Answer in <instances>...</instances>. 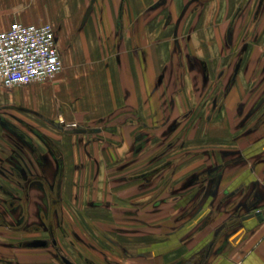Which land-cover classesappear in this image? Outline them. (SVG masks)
Listing matches in <instances>:
<instances>
[{
	"label": "flooded vegetation",
	"instance_id": "obj_1",
	"mask_svg": "<svg viewBox=\"0 0 264 264\" xmlns=\"http://www.w3.org/2000/svg\"><path fill=\"white\" fill-rule=\"evenodd\" d=\"M210 1L154 0L146 7L149 25L158 28L157 37L162 39L156 44L165 41L170 44L168 61L156 75L152 89L154 94L160 92L166 97L167 114L164 113L161 120L149 122L135 109L131 118L117 124L118 138L114 142L102 134L107 128L104 124H67L59 117L48 119L38 115L62 137L76 136L83 157L89 163L97 164L96 170L100 163L95 157L94 146L99 147L100 153L106 152L109 146H114V151L125 152L116 158V172L132 167L148 153L145 167L120 178L134 180L138 189L147 190L144 202L147 201L152 213L161 210L160 205L166 202H175L178 207L172 219L176 224L164 234L167 238L176 236V245H182L204 233L195 244L204 245L205 257L210 255L221 234L220 243L226 247L238 230H241L239 235L247 232L242 216L264 210L255 209V202L260 197L258 186L264 183V178L258 180L249 176V188L253 187L246 196L241 193L242 198L232 204L230 198L238 191L243 192L244 187L221 194L217 191L225 172L232 166L248 164L254 175L256 167L264 168V52L252 57L249 54L252 43L262 40L256 31L262 24L264 0H214L215 10L205 20L204 4ZM190 42H196L205 52L201 49L200 52L192 51ZM134 46L138 51L142 49L137 43ZM206 47L212 51L207 53ZM180 105L184 109L175 113ZM12 106L23 108L17 104ZM8 107L9 104L0 102V227L46 233L44 237L13 244L17 248L29 247L24 246L26 241L39 239L43 245L36 247H51L61 264H78L66 251L61 236L69 248L78 250L82 264H122L108 258L102 249L95 248L72 222L74 217L64 210L62 183L67 174L65 157L69 150H62V142L49 136L41 127L9 112ZM124 125L132 127L128 142L121 132ZM190 139L206 146L190 150L187 148ZM172 151L195 152L205 159L175 183L170 174L171 169L177 168L176 158L169 154ZM74 166L81 170L87 165ZM113 201L89 199L87 205L106 209ZM222 202L225 210L234 209L236 213L231 214L229 220L213 225L218 214L217 203ZM33 204L34 212L30 211ZM242 207L248 212L237 216ZM251 218L255 220V217L245 219ZM125 230L136 229L123 226L115 229L118 232ZM101 235L126 256L145 254L129 250L106 232ZM84 248L96 252L100 259L96 260ZM18 262L0 254V264ZM165 264L179 263L174 260Z\"/></svg>",
	"mask_w": 264,
	"mask_h": 264
},
{
	"label": "rangeland",
	"instance_id": "obj_2",
	"mask_svg": "<svg viewBox=\"0 0 264 264\" xmlns=\"http://www.w3.org/2000/svg\"><path fill=\"white\" fill-rule=\"evenodd\" d=\"M52 1L56 2L57 0H39L37 3L43 7V12L40 14V16H42L41 19L48 21L49 23L51 22L52 24L54 23L55 25L61 23V28H57L56 30L57 35L60 37L59 41L63 44L71 43L70 51L66 50L63 52L64 65L62 71L48 80V82H35L23 86V92L25 93L23 97L18 98L17 100L0 99V102L10 105V107H8L9 112L19 115L24 118L25 121L27 120L36 124L53 138L62 142L60 144L62 145V148L63 145L65 149L70 148L65 157L67 159L68 167L66 170V178L64 179V183H62L64 187L62 196L63 205L64 210L69 212L71 218L74 217L72 222L82 234L95 245V248H106L107 250H112L113 253L116 252V254L120 256V252L113 248L110 243L108 244L101 233L106 232V234L118 239L122 238L123 235L120 232L115 231L117 226L135 228L136 230L132 234L137 235L139 233L141 237H137L135 243L133 242L130 244L126 242L129 250L135 252L139 248L141 249L149 246L152 244V241H161V239L164 238L163 230L173 227L176 224V220L172 219L175 212L170 206L160 205L161 210L152 213L149 205L146 204L147 201L144 202V198L147 196V190L142 191L138 189L134 180L127 181L120 178L121 175L127 177L135 170L138 171L145 167L148 153L144 154V156L141 157L142 159L140 162L134 164L132 167H128L122 172H116L114 169L117 164L116 158H120L121 154L125 152L114 151L112 149L114 146H109L106 148V152H101V155L99 147L96 148L97 146H94L93 150L95 157H97L100 163V168H98L97 171L95 167L97 164L93 162L89 163V160L83 157L84 154L81 150V145L76 140V136L71 135L69 137H62L59 132L51 127L49 122L43 121L38 117L40 112H42L43 116L48 119L61 115V118L58 119H62V121L67 124L77 123L79 125L89 124L93 126L104 124L107 127L104 131V135L107 136V138L113 139L117 134V124L124 120V116L130 114V108H127V106L116 108V110L111 108L108 112H102V109L99 107L105 103L103 99L105 94L103 93V90H105L104 88L106 87V85L104 86L105 83L103 79V74L105 73L104 65L108 62L109 65L113 64L110 58H112L113 55L115 57L117 53L119 54L120 48L113 50L110 45H101L100 50L104 47V51L101 50V54H94L91 56L83 51L82 37L77 38L74 35L73 27L79 16L77 6L79 5V9L80 7L83 8V6L86 5L87 0H80V4L78 5L73 0H58L57 2L60 3L59 7H61L60 10L49 11V5ZM213 1L214 0L204 4L205 7L203 10H205V12L203 18H206L205 20H207L211 11L214 12L215 10ZM137 2L140 7L143 6L141 0H137ZM230 4L233 3L230 2ZM142 9L143 8L138 12L140 13V22L144 23L143 17L146 12H143ZM13 19L16 18L13 17ZM261 20L262 24L256 33L260 34L262 40H259L257 44L252 43L250 46L249 54L251 57L257 55L259 52H264V16ZM165 39L166 37L163 38V40ZM158 40L162 39L155 36L153 47L157 48L156 43ZM121 47L122 51L120 52H124V56L128 57V52L132 48L130 42H126ZM189 47L192 51L200 52L201 49V51L203 50V52H205L203 47H200L196 42H190ZM111 52L113 53L110 54ZM0 90L9 91L10 89L0 87ZM89 93H93L94 96L99 98L94 102H90L87 99V94ZM154 101V108L149 111V114L147 115L148 117L146 116L148 119L145 117L149 122L159 121L164 113L167 114L164 102L166 101V97L164 98L163 94L156 92ZM15 104H24L28 107H20V109L12 106ZM182 109H184V106L180 105V107L175 110V113ZM139 111L142 112V109ZM99 118H102L103 120H100ZM131 128L132 127L128 130H132ZM128 130H125V133H127L128 136L127 140L130 139ZM0 133H2L1 130ZM193 133L194 132H192V134ZM116 137L118 138V136ZM113 141L115 142L117 139L114 138ZM204 146L206 145L196 144L190 139L187 148L190 150H196ZM169 154L177 160V165H175L177 168L170 170V174L172 175L171 179L175 183L179 182L184 174L197 167L205 159L203 156L195 152L182 153L179 151H172ZM82 163L87 165L84 169H75L74 164L81 165ZM244 165L248 164H240L238 167H243ZM234 167L237 168L236 166H232L230 167V171L231 168ZM230 171L228 170L227 172L230 173ZM99 198H108L114 200V203L106 209L101 207L93 208L87 205V200ZM31 209L32 210L30 211L34 212V204L31 205ZM101 210L104 211L99 213ZM170 210L171 212H169ZM141 220H144L145 223L144 221L141 222ZM213 225H215V223ZM45 234L46 233L44 232L8 230L0 227V254H4L10 259L18 260L19 264H61L58 262L59 260L54 257L55 253L51 247H37L36 249L30 247L17 248L13 244L21 240L38 238L41 236L44 237ZM203 235L204 233H199L194 237L197 238L196 241H198ZM60 238L66 246V251L74 257V261L78 264H82V261H80L81 259L77 256L78 250L73 247L69 248L66 239L63 236ZM196 241L192 242L195 243ZM85 250L87 253L89 252L91 256L96 258V260L100 259L96 252L88 249ZM121 258L123 259L124 257ZM129 262L131 263L134 261L131 260ZM140 262L141 260L138 264H144L143 262Z\"/></svg>",
	"mask_w": 264,
	"mask_h": 264
},
{
	"label": "crops",
	"instance_id": "obj_3",
	"mask_svg": "<svg viewBox=\"0 0 264 264\" xmlns=\"http://www.w3.org/2000/svg\"><path fill=\"white\" fill-rule=\"evenodd\" d=\"M38 1L39 0H0V29L7 28L10 22L13 20H18L23 23L35 24L48 22L41 19L42 16H40V14L43 12V7L37 3ZM57 1L50 2V8L48 9L49 11L60 10V3ZM73 1L76 2L77 5L80 4V0ZM93 1L94 3L92 5V10L89 12V16L84 24H81V20L83 13L85 12L90 1L87 0V3L85 6H83V8L80 7L79 9V5L77 6L79 16L73 28L74 35L77 38L82 37L83 51L91 56L94 54H101L100 52L104 51V47L101 48L102 51L100 50L101 45H110L113 50L120 48L119 54L117 53L115 57L113 55L112 58H110L113 64L109 65L108 62L104 65L105 73L103 74V79L105 83L104 86L106 85V87L104 88L105 90H103V93H105L103 99L105 103L99 107L102 109V112H108V110L111 108L116 110V108L127 106V108H130V114L128 116H124V120L131 118V116H133L135 113V109L138 111L142 109V112L139 111L140 116L145 118L155 105V94L152 92V89L155 84V79L157 77L156 75L164 66L165 62L168 61V54L170 52V44L168 41L158 44L157 48L153 47V40L154 37L157 36L158 28L154 25H149L147 13H144V23L140 22V13L138 11L143 8L142 11L145 12L146 7L154 0H141L143 3V6L141 7L137 0ZM13 17L16 19H13ZM52 25L56 30L57 28L60 29L62 26L61 23H58V25L53 23ZM59 40L60 37L58 36L57 41ZM126 42H130L132 45L131 50L128 52V57L124 56V52H120L122 51L121 46ZM136 43L141 46L142 49H140V51L135 48L134 45ZM59 45L64 61L63 52L66 50L70 51L71 43L63 44L61 41H59ZM206 48V50H208L207 53L212 51V48ZM112 53L113 52L110 54ZM23 89L24 88L22 86L13 88L12 90L10 89L9 91L0 90V99L17 100L18 98L24 96L25 93L23 92ZM87 95V99L90 102H94L99 98L94 96L93 93H89ZM18 105L22 106L23 108L28 107L24 104ZM40 114L43 115L42 112H40ZM56 117L61 118V115ZM99 119L103 120L102 118ZM27 122L31 125L37 126L30 121ZM124 127L121 129L122 135L124 136L125 142H128L130 139L127 140L128 136L127 133H125V130L130 129V127L127 125H124ZM42 130L45 132L44 129ZM128 132L129 137H131V130H128ZM102 134L104 135V132H102ZM48 135L51 136L50 134ZM114 138L117 139L116 136ZM113 139L110 140L113 141ZM62 150L66 152V150L68 151L69 149L62 148ZM236 167L237 168H231V171L229 169L230 173L225 172V175L223 176V179L220 182L217 190L218 193L221 194L222 192H226L230 189L236 188L237 190L244 187V189H242L243 192L238 191L233 195L232 198H230V204H232L233 201L237 202V198L241 199L243 194L246 196L250 188L253 187L250 186L249 188V176L252 175L258 180H262L264 178V168H255L254 175V173L248 169L249 165H244L243 167H238L236 165ZM192 187L193 186H190L189 188ZM258 191V197H260L258 198L259 200L255 202V209L264 208V183H260L258 186ZM251 198L253 197L251 196ZM175 204V202L169 201L163 205L172 207V210L174 211L176 207H178ZM217 204L218 214L215 215L216 218L214 220L216 225L229 220L232 218L230 215L236 213L234 209H230L229 211L225 210L223 202ZM169 212H171V210ZM246 212L248 211L242 207L239 209V213L236 215L239 216L240 214H244ZM143 221L141 220V222ZM243 222L245 223L244 229H246L247 232H243L240 235L239 233L233 235L232 238H230V244H228L226 247H223L220 243L222 241L221 234L217 237V240L213 246V250L210 251V255L206 257L204 256V245L200 247L197 246L195 244L197 242V238L195 237L190 238L187 243L184 242L182 245H176L178 243V238L174 235H169L170 237L167 238L165 234L167 231L169 232L172 227L163 230L165 234L163 233L164 238L161 239V241H152V244L149 246L141 249L139 248L137 251L145 252L143 255L138 254L135 257H129L120 253V256L124 257L122 259L118 254H116V252L113 253L112 250L110 251L105 248L102 249V251L108 258L117 260L122 264H138L140 260L144 264H165L174 260H178L179 264H264V219L255 222V220H252L251 218L244 219ZM120 233L123 235L122 238L116 239L121 242V244L125 243L126 247V242L130 244L133 242L135 243L136 238L141 237L139 233L137 235H133L132 233H134V231L125 230L120 231ZM105 240L106 242H109L107 238H105ZM192 241L196 242L194 243ZM33 248L36 249L37 247ZM131 260L134 262L130 263L129 261Z\"/></svg>",
	"mask_w": 264,
	"mask_h": 264
},
{
	"label": "built area",
	"instance_id": "obj_4",
	"mask_svg": "<svg viewBox=\"0 0 264 264\" xmlns=\"http://www.w3.org/2000/svg\"><path fill=\"white\" fill-rule=\"evenodd\" d=\"M49 22H10L0 29V86L8 89L48 82L63 69L58 35Z\"/></svg>",
	"mask_w": 264,
	"mask_h": 264
},
{
	"label": "water",
	"instance_id": "obj_5",
	"mask_svg": "<svg viewBox=\"0 0 264 264\" xmlns=\"http://www.w3.org/2000/svg\"><path fill=\"white\" fill-rule=\"evenodd\" d=\"M89 1H90V3L87 6L85 12L83 13V17H82V20H81V24H84L85 23L86 19L89 16V12H91V10H92V5H93L94 1L93 0H89ZM249 217H255V221L256 222L261 221V220L264 219V210L255 211V212L250 213L248 215L242 216L243 219L249 218ZM240 231L241 230H238L236 233L238 234ZM230 238H232V237H230ZM40 245H43V242L41 240H39V239L28 240V241H26L24 243V246H29L30 248L31 247L40 246ZM68 264H73V263L68 262Z\"/></svg>",
	"mask_w": 264,
	"mask_h": 264
}]
</instances>
